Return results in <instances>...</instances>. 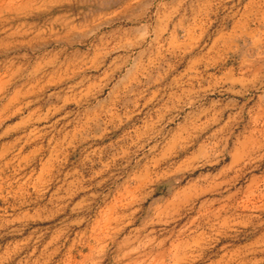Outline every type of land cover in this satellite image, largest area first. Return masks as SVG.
Here are the masks:
<instances>
[{
  "label": "rangeland",
  "instance_id": "374dc122",
  "mask_svg": "<svg viewBox=\"0 0 264 264\" xmlns=\"http://www.w3.org/2000/svg\"><path fill=\"white\" fill-rule=\"evenodd\" d=\"M48 1L0 23V264H264V0Z\"/></svg>",
  "mask_w": 264,
  "mask_h": 264
},
{
  "label": "bare ground",
  "instance_id": "6f19581e",
  "mask_svg": "<svg viewBox=\"0 0 264 264\" xmlns=\"http://www.w3.org/2000/svg\"><path fill=\"white\" fill-rule=\"evenodd\" d=\"M35 1L36 0H0V23L4 25L10 21L19 20L21 14L32 10Z\"/></svg>",
  "mask_w": 264,
  "mask_h": 264
},
{
  "label": "crops",
  "instance_id": "0c3cea01",
  "mask_svg": "<svg viewBox=\"0 0 264 264\" xmlns=\"http://www.w3.org/2000/svg\"><path fill=\"white\" fill-rule=\"evenodd\" d=\"M205 88L206 89H204L203 92L206 94V97L207 98H209V97L214 96L215 94H217V88H218L217 85L208 86V87H205ZM244 91L245 90H243V92ZM238 93H241V90L240 89L238 90ZM223 102H224L223 99L214 102V107H215L214 109L219 110L220 114H222L224 112L225 106L223 105ZM190 105L193 107L195 104L194 103H190ZM216 113H217V111H216ZM209 114H210V110L209 109H204V110H202L198 114V117L199 118H202V117L208 116Z\"/></svg>",
  "mask_w": 264,
  "mask_h": 264
}]
</instances>
